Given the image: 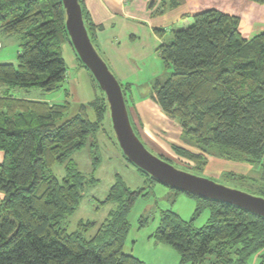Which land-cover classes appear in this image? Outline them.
Listing matches in <instances>:
<instances>
[{
	"label": "trees",
	"instance_id": "trees-1",
	"mask_svg": "<svg viewBox=\"0 0 264 264\" xmlns=\"http://www.w3.org/2000/svg\"><path fill=\"white\" fill-rule=\"evenodd\" d=\"M79 1L96 47L97 28ZM252 1L264 4V0ZM177 5L174 0L168 7ZM240 21L239 16L211 8L195 14L190 26L174 30L171 41L158 48L171 72L165 80H154L149 95L164 114L179 122L182 139L199 150L173 146L177 155L194 163L191 168L204 169L209 156L246 162L261 171V184L247 175L227 176L248 179L264 193V31L247 38ZM0 28L22 39L17 63H0L4 89L0 96V151L4 153L0 264H146L124 250L131 229L128 215L143 188L132 190L121 176L101 201L117 203V207L93 237L86 236L85 227L95 222H80L84 229L72 232L63 225L78 209L85 184L94 180L86 179L71 156L86 146L90 135L110 116L105 93L91 72L77 56L102 94L81 104L79 112L61 124L58 121L70 107L68 100L49 103L14 93L16 89L52 92L66 81L62 48L66 42L73 45L62 0H0ZM156 31L163 36L162 29ZM121 86L130 113L127 91L131 84ZM55 164L65 165L63 179L52 173ZM184 193L197 198L193 217L186 220L166 211L154 233L180 255V264H249L251 259L253 263L254 258H264V217ZM207 207L208 222L196 228L195 219ZM146 222L142 217L141 225Z\"/></svg>",
	"mask_w": 264,
	"mask_h": 264
},
{
	"label": "rangeland",
	"instance_id": "rangeland-1",
	"mask_svg": "<svg viewBox=\"0 0 264 264\" xmlns=\"http://www.w3.org/2000/svg\"><path fill=\"white\" fill-rule=\"evenodd\" d=\"M192 23L193 19L188 23L174 25L175 27L185 26L186 28V26L188 27ZM170 36L172 37V32L167 31L165 39H171ZM6 38L7 36L4 37V39ZM13 38L16 40L17 45L9 48V50L14 51L15 49L18 54V51L21 49V46L19 45L21 35H14ZM62 52L67 65V78L63 85L52 92L31 89L29 93L30 97L40 99L52 98L55 101L68 100L70 102L68 112L58 121L59 124L74 117L79 112L82 103H88L95 99L97 95L102 94L98 86L92 80L90 72L80 66L77 57L78 55H76L77 53L70 43L66 42L63 45ZM149 67L151 69L143 70H153L155 75L161 80H165L168 77L169 72H171V69L167 68L163 61L161 68L154 66ZM143 70L138 74V79L133 78L131 80L134 83L132 84V98L135 101L142 96H147L153 88L155 76L152 73H146ZM67 91L69 92V95L66 94ZM23 93H26V91H23L22 94ZM130 102L128 101V104ZM89 115L90 117H93V110L91 108H89ZM136 132L139 134L137 127ZM144 144L153 154L167 160L178 169L193 173L202 178L213 180L230 188L242 190L255 196L264 197V193L258 190V186L251 183L248 179L239 180L227 176L229 173H235L238 176L244 174L257 178L258 185L261 184V172H258L253 168L250 169V164L246 162L209 156L207 166L202 170H196L191 168L194 167V163L190 160L178 158L176 156L177 154L174 155L163 149L157 148L155 143L150 141L148 144L146 142H144ZM71 158L86 179H91L93 177L94 180L85 184L83 191L84 196L78 209L63 221V225L69 231L83 230L84 227L80 226V222L90 220L91 222H95V224L90 227H85V229L88 230L86 236L93 237L97 233L101 224L109 216V213L117 207V203L110 202L103 204L101 201L106 199L112 185L116 182L117 176H121L128 187L132 190L143 188V194L137 196L133 208L128 215L131 229L126 239L124 247L125 252L135 255L139 254L143 257L146 264H167V262L168 264H180V255L170 245L157 240L154 237V233L160 224L162 214L166 211L175 212L183 219L190 220L197 207V198L184 192H178L177 190L153 181L147 175L140 173L137 168L125 158L117 142L110 116H107L103 125L90 135L86 146L82 150L74 152ZM95 161L97 166L94 167ZM52 173L59 179H63L66 176L65 165L55 164L52 167ZM209 216L210 208L207 207L195 219L194 226L196 228L203 227L208 222ZM142 217L147 219V222L144 225H141L140 223ZM162 246H167L173 250L178 258L177 262L174 259V256H171L161 248ZM157 247L160 248L157 249ZM168 255L173 259H169L168 261L165 257ZM262 259L264 258L258 259V261L253 263L251 259L249 264H264Z\"/></svg>",
	"mask_w": 264,
	"mask_h": 264
},
{
	"label": "crops",
	"instance_id": "crops-1",
	"mask_svg": "<svg viewBox=\"0 0 264 264\" xmlns=\"http://www.w3.org/2000/svg\"><path fill=\"white\" fill-rule=\"evenodd\" d=\"M85 10L96 26L95 45L107 62L108 66L122 84H131L127 91L130 104V115L138 128L141 139L155 143L157 148L176 155L172 146H180L192 152L199 150L182 139L183 130L177 120L169 118L155 101L150 97L142 96L137 101L132 98L134 84L131 80L138 79V74L149 66L161 68L162 59L158 53L161 44L170 42L173 31L185 26L175 27L174 24L188 23L193 16L207 9L215 8L230 15L239 16L240 30L247 38H252L264 31V4L252 0H176L178 5L170 8L168 5L174 0H82ZM187 27V26H186ZM162 29L163 36L157 33ZM167 31L172 32L171 39H165ZM4 35V36H3ZM4 39V37H6ZM14 35H6L0 28V63H17V52L9 48L17 45ZM12 41V42H9ZM14 41V42H13ZM8 43V44H7ZM14 43V44H10ZM20 39V46H21ZM17 54V57H16ZM16 61V62H15ZM144 71V70H143ZM142 71V72H143ZM159 78L153 70L144 71ZM154 79V80H155ZM26 91V93H23ZM31 90L16 89L14 93L19 97L49 103H62L54 99H40L30 97ZM4 89L0 86V96ZM90 102V101H89ZM83 104V103H82ZM138 121V123H137ZM170 148V149H169ZM165 155V154H163ZM178 158L186 159L176 155ZM4 153L0 151V163ZM250 169L257 167L250 164ZM244 175V174H242ZM3 194L0 193V201ZM160 247H157L159 249ZM177 262V256L171 248L162 246ZM135 255V254H134ZM143 260L139 254H136ZM167 260L172 257L165 256ZM258 261L254 258L253 262ZM168 264V262H167Z\"/></svg>",
	"mask_w": 264,
	"mask_h": 264
},
{
	"label": "water",
	"instance_id": "water-1",
	"mask_svg": "<svg viewBox=\"0 0 264 264\" xmlns=\"http://www.w3.org/2000/svg\"><path fill=\"white\" fill-rule=\"evenodd\" d=\"M66 28L83 64L105 93L117 142L125 157L158 182L203 198L235 205L264 217V197L178 169L147 149L132 123L120 81L91 41L79 0H62Z\"/></svg>",
	"mask_w": 264,
	"mask_h": 264
}]
</instances>
